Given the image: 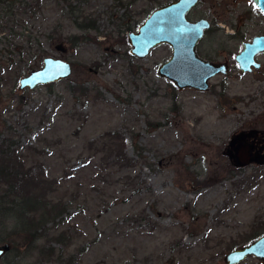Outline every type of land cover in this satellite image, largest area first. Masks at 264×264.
Instances as JSON below:
<instances>
[{
  "label": "rangeland",
  "instance_id": "374dc122",
  "mask_svg": "<svg viewBox=\"0 0 264 264\" xmlns=\"http://www.w3.org/2000/svg\"><path fill=\"white\" fill-rule=\"evenodd\" d=\"M174 1L14 0L15 14H0V148L44 175L50 200L66 207L39 243L54 257L30 253L0 221V245L13 247L2 264H226L264 235V150L242 168L231 146L264 136V53L255 74L235 59L264 35V16L253 0H202L189 19L212 28L198 52L230 72L206 92L180 91L158 70L169 46L140 60L127 40ZM49 57L72 75L22 90ZM112 132L138 167L121 170L102 152Z\"/></svg>",
  "mask_w": 264,
  "mask_h": 264
},
{
  "label": "water",
  "instance_id": "95a60500",
  "mask_svg": "<svg viewBox=\"0 0 264 264\" xmlns=\"http://www.w3.org/2000/svg\"><path fill=\"white\" fill-rule=\"evenodd\" d=\"M200 0H176L157 8L138 27L136 32L128 34L131 55L137 59H146L150 53L162 45L171 48L172 55L168 61L159 66L162 78L171 81L178 90L193 89L206 92L210 89L212 79L218 75H227V63H216L199 57L197 46L210 28L206 19L190 21L188 15ZM264 15V0H253ZM58 50H62L61 47ZM264 53V35L256 36L243 44L242 51L236 56L237 66L242 74L260 70L257 57ZM72 65L62 59L46 58L43 67L32 71L19 82L22 90H34L39 86L61 82L72 75ZM250 145L241 144L235 149L238 166L245 168L256 160L252 157ZM10 244L0 245V264L11 251ZM249 257L259 259L264 264V235L252 243L238 247L229 252L226 264H241Z\"/></svg>",
  "mask_w": 264,
  "mask_h": 264
},
{
  "label": "trees",
  "instance_id": "16d2710c",
  "mask_svg": "<svg viewBox=\"0 0 264 264\" xmlns=\"http://www.w3.org/2000/svg\"><path fill=\"white\" fill-rule=\"evenodd\" d=\"M81 28L85 27L81 25ZM115 134L107 135L109 139L104 142L102 152L121 170L138 167L136 160L129 158L122 148V138H112ZM25 167L4 142L0 148V221L15 224L14 235L23 238L30 253L39 250L42 256L54 257L56 250L52 246L41 249L39 243L48 236L44 233L47 223L61 216L66 207L50 200L53 185L44 175Z\"/></svg>",
  "mask_w": 264,
  "mask_h": 264
},
{
  "label": "flooded vegetation",
  "instance_id": "af4514ba",
  "mask_svg": "<svg viewBox=\"0 0 264 264\" xmlns=\"http://www.w3.org/2000/svg\"><path fill=\"white\" fill-rule=\"evenodd\" d=\"M10 2V4H6V3H9ZM201 2H202V0H200V2L191 10V12L194 10V9H196L200 4H201ZM254 3V2H253ZM14 5H16V3H14V0H0V14L1 13H3L2 11H5V12H7V13H9V14H13L14 13ZM256 6V5H255ZM257 7V6H256ZM8 9V10H7ZM260 11V10H259ZM4 12V13H5ZM190 12V13H191ZM261 12V11H260ZM190 13H189V15H188V19H189V16H190ZM264 16V15H263ZM201 19H205V18H201ZM201 19H199V20H201ZM190 20V19H189ZM206 20H208V19H206ZM190 21H192V20H190ZM197 21V20H196ZM209 21V20H208ZM209 23H210V28L205 32V36H204V38L206 37V34L208 33V31L212 28V23L209 21ZM203 38V39H204ZM202 39V40H203ZM201 40V41H202ZM200 41V42H201ZM0 44H1V42H0ZM199 45V44H198ZM197 53H198V55H199V57L200 58H202L201 56H200V53L198 52V46H197ZM262 55V54H261ZM260 55V56H261ZM260 56H258L257 57V61H258V58L260 57ZM202 59H204V58H202ZM236 59V58H235ZM206 60V59H205ZM213 62V61H212ZM259 62V61H258ZM222 63H227L228 64V66H229V71H228V74H229V72H230V65H229V61L228 60H226L225 62H222ZM261 67H262V65H261ZM261 70V69H260ZM259 71V70H258ZM255 72L256 71H254V73H252V74H255ZM227 74V75H228ZM227 75H223V76H227ZM250 140H252V139H248V138H245V137H238V138H236L232 143H231V146L233 147V152H234V155H235V159H236V155H237V153L235 152V149L236 148H238L241 144H244V145H250V147L252 148V157H253V159H255V160H258V159H260V158H262L263 157V150H264V136L261 138L260 136H256L252 141H250Z\"/></svg>",
  "mask_w": 264,
  "mask_h": 264
}]
</instances>
